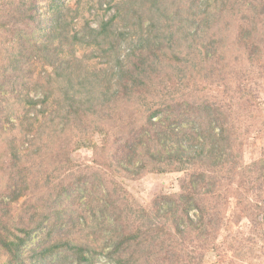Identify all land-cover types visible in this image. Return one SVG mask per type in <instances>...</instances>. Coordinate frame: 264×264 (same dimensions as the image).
Returning <instances> with one entry per match:
<instances>
[{
	"label": "rangeland",
	"instance_id": "1",
	"mask_svg": "<svg viewBox=\"0 0 264 264\" xmlns=\"http://www.w3.org/2000/svg\"><path fill=\"white\" fill-rule=\"evenodd\" d=\"M115 1L120 0H113L112 4ZM124 1L129 4L130 0ZM176 1L167 0L166 8L152 15L140 9L138 19L132 17L125 25L121 13L109 30L118 38L121 32L129 33L124 34L118 50H108L104 45L107 52L104 55L95 42L83 44L76 51V56L94 54L86 64L107 74L111 71L108 66L114 64L117 56L125 57L126 46L131 44L128 41L134 42L137 33L147 30L151 20L165 30L172 27L182 34L172 20L185 25L190 32L191 22L201 19L200 39L188 37L187 43L182 42L183 52L175 62L165 59L161 65L155 59L149 61L156 71L161 68L153 79L159 86L157 91L126 94L134 99L118 102L111 112L103 109L93 115L65 118L62 110L59 111L60 84L52 81L50 91L54 98L44 108L41 104L36 106L38 119L31 132L32 144L35 143L22 149L19 143L25 138L26 118L24 110L16 104V95L22 97L28 93L41 99L42 88L49 90V83L38 63L32 64L26 58L35 49L33 45L29 49L34 39L32 26L25 24L18 12L11 16L2 10L3 5L11 7L19 1L0 0V21L7 22L4 29L0 28V230L3 223H9L3 206L11 202L13 191H19L24 195L11 205L10 213L16 222L19 209L24 210L20 212L24 222L29 221L30 215L36 219L42 212L58 213L52 236L85 241L93 248L94 264H118L107 254L112 243L106 244L116 234L126 235L120 246L126 258L122 264H264V0ZM37 2L44 10L51 0ZM60 2L78 9L71 27L78 31V36H90L91 41L99 39L96 32L86 33V22L98 30L102 18H110L121 8V4L109 7V0ZM195 2L201 3L200 14L194 8ZM175 42H178L176 37ZM18 51L24 54L22 62L8 63L10 55ZM125 60L135 65L132 73L144 68L148 72L142 70V73L149 74L150 70L138 60ZM28 71L33 73L31 80L39 78L42 88L30 87ZM169 103L172 110L168 118L180 115L188 121H182V126L194 131L200 132L199 126L206 132L217 131L220 125L227 127L229 140L234 143L230 162L240 168L233 176L220 178L224 171L228 175L230 166L226 164L228 167L219 170L220 166L208 154L202 165L190 167V172L205 173V205L207 200H213L208 189L217 179L216 195L220 196L216 199V210L206 213L204 225L196 229L191 226L192 230L182 235L175 233L174 225L168 220L170 214H178L172 212L173 204L170 211L164 207L171 205L168 197L179 192L185 171L174 170L171 164L157 165L150 158L145 159L138 173L135 167H130L128 173L124 170L126 165L119 162L127 133L143 124L145 112L159 107L162 111H158V116L167 113L163 108ZM216 114L219 120L215 124L212 118ZM13 139L19 145L18 158H13L8 146ZM149 146L153 150L151 143ZM220 154V160H225L227 155H222V151ZM169 157L164 155L160 160ZM197 212L190 210L192 219L195 220ZM212 219L214 224L211 222L207 227ZM188 224L185 218L178 228H186ZM12 231H17L16 227ZM41 235L32 233L23 247V255L32 264H85L76 254L63 249L33 258L31 249L38 245ZM5 260L6 254L0 249V264Z\"/></svg>",
	"mask_w": 264,
	"mask_h": 264
},
{
	"label": "trees",
	"instance_id": "2",
	"mask_svg": "<svg viewBox=\"0 0 264 264\" xmlns=\"http://www.w3.org/2000/svg\"><path fill=\"white\" fill-rule=\"evenodd\" d=\"M17 1L19 2L11 5V7L3 5L2 10L8 11L11 16L14 12H18L22 17V21L32 26L34 39L32 43H29V49L32 45L35 49L32 48L29 58H26L31 59L32 64L38 63L47 75L46 81L49 83V90L43 89L42 85L39 84V78H36L35 81L31 80L33 79V73L28 71L29 81L31 80L29 82L30 87L32 85L33 89H37L38 87L42 88V98L36 99L34 96H29L28 93L22 97L16 95V104L24 110V118H26L23 129L25 138L22 137L19 143L22 149H28L35 143L32 144L34 134L31 132L33 131L32 127L34 123L38 119L39 110L36 109V106L41 104L40 107L44 108L50 99L54 98L50 91L52 81H58L60 84L62 94H60L59 99L62 101V108L59 105V111L62 110V115L65 118L77 115H93L94 113L101 112L103 109L111 112L118 102L134 99V97L130 98L126 94L135 95L149 93L155 90L158 85L153 79L157 76L156 73L161 68L156 71L157 68L150 66L149 61L155 59L157 64L161 65L164 64L165 59L172 61V63L175 62V58L183 52L182 48L184 47L182 42L187 43L188 37L192 40H199L203 28L201 19L195 23L191 22L193 29L190 32L189 28L185 25H181L180 22L172 20L171 22L176 24V28L182 33L179 34L177 31L172 30V27L169 30H165L155 20H151L147 30H141L137 33L134 42L127 40L128 44H131L126 46L128 50L125 57L120 58L117 56L113 62L114 64L108 66L111 71L105 74V70L93 69V67L86 64V60L91 58L90 55L94 54L76 56L78 47L83 46V44L93 43L94 45L96 42V46H98L104 55L107 53L104 45H107L108 50H118L122 40L125 39H123L124 34H129L121 32L118 38L115 33L109 31L110 27L119 18V15L122 13V22L125 25L132 17L138 19L140 9L151 15L156 14V11L159 12V9H165L167 0H164L163 3L160 2L161 0H139L135 6L133 4L136 0L128 1L129 4L124 0L115 1L112 4L113 0H109V7L111 5L121 4L120 10H116L106 20L102 18L98 30L90 28L87 22L85 24V28H87L86 33L91 35L93 32H96V39H99L98 41H91L90 36L87 34L78 36V31L72 29L71 22L79 12L77 8L71 9L63 2H60V0H57V2L56 0H51L49 7L41 10L37 0ZM176 2L177 5L180 4L178 1ZM103 3L99 2L100 5ZM200 5L201 3H194V8L199 14L201 11ZM206 9L207 6L205 5ZM138 21L139 24H142V18ZM5 23L7 24L5 21H0V28L4 29ZM175 37L178 42H175ZM23 57L24 54L18 51L16 54L10 55V62L8 63H11V60L21 63ZM125 59L138 60L150 70L149 74L142 73V70L147 71L144 68L137 69V73H132L131 69L134 64L126 63ZM72 61L75 63H72ZM47 67L51 70L47 71ZM112 81L114 82L113 84H111ZM57 103L59 104V102ZM164 109L167 113H161V117L158 116V111H162L159 107L145 112V121L143 124L135 131L127 133V139L121 146L122 149H120L121 156L119 162L122 161L126 165L124 170L128 173H131V170H129L130 167H135V172L138 173L140 168L145 165V159L150 158L154 160L153 163H158L157 165L166 164L168 166L171 164L174 165V170L185 171L179 182V192L173 197H168L171 205L164 207L170 211L173 204L174 207L171 210L172 212L176 211L178 214L176 216L175 212L173 216L170 214L168 220L174 225L175 233L182 235L191 231V226H195L196 229L198 226L202 227L204 225L202 223L206 219V213L216 210V199L220 196V194L216 195L219 185L217 179L216 182L210 183L208 189V193L209 195L211 194L213 200L211 202L207 200L205 205L204 195L206 188L203 185L205 173L203 170L190 172L188 171L190 167L196 164L202 165L208 154L213 158L214 163L220 166L217 167L219 170L230 166L227 169L228 175L224 171V174L222 173L220 178L231 177L240 168L238 165L236 166L230 162L231 149L234 148V143L232 140H229L230 137L227 135V127L220 125L217 131L206 132L199 126L200 132H197L189 127L182 126L183 122L187 123L188 121L185 118L181 119L180 115L175 114L170 119L168 118L172 110L170 103L166 104ZM32 111L36 113L31 114ZM29 114L32 116H29ZM57 115L59 116V114ZM154 117L157 118L154 119ZM212 120L215 124L217 123L219 120L217 114L213 115ZM171 123H173V126L170 125ZM30 133L31 136L28 135ZM147 137H150L149 140L146 139ZM150 143L152 148L154 147L153 150L149 146ZM19 145L15 143L14 139L8 144L13 158H18L20 155ZM207 146L209 148L206 150ZM220 151H222V155H227L225 160H220L222 157ZM164 155L171 157L160 160ZM226 164L229 165L224 166ZM22 195H24L22 192L13 191L10 194L11 202L3 206L5 209L4 214H8L9 216L6 219L9 223H3V227L0 230V249L6 254V260L3 264H32V260L26 254L23 255V247L34 232L38 234L42 233V238L38 245L31 249L30 253L33 258H41L47 254L56 253L58 250L63 249L67 252H72V254H76L77 258L85 262V264H94L93 248L85 241L82 240L83 243H81L75 242L70 238L62 240L61 238H54L52 236V233L55 231V225L57 224L58 213L49 211L42 212L36 219H34V215H30L28 218L29 221L24 222L23 216L20 214L24 210L19 209L20 212L16 214L18 217V221L16 222L14 217L10 216V213H12L11 205L18 201ZM192 209L198 211L195 220L191 218L189 213ZM185 218L188 219L189 224L186 228L179 229L180 223H183ZM214 221L215 219L208 221L207 227L211 226V222L214 224ZM12 227H16L17 231H12ZM125 237L126 235L116 234L114 240L110 238L109 242H106V244L112 243V248L108 249V257H111L118 264H122L126 260L120 252V246L124 243L123 239ZM133 239H129V241ZM37 247L39 250L35 251Z\"/></svg>",
	"mask_w": 264,
	"mask_h": 264
}]
</instances>
